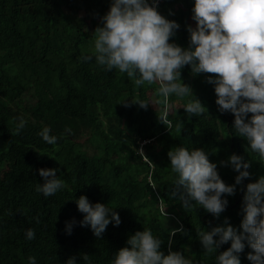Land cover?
<instances>
[{
  "label": "trees",
  "instance_id": "obj_1",
  "mask_svg": "<svg viewBox=\"0 0 264 264\" xmlns=\"http://www.w3.org/2000/svg\"><path fill=\"white\" fill-rule=\"evenodd\" d=\"M201 3L0 0V264H264V0Z\"/></svg>",
  "mask_w": 264,
  "mask_h": 264
},
{
  "label": "rangeland",
  "instance_id": "obj_2",
  "mask_svg": "<svg viewBox=\"0 0 264 264\" xmlns=\"http://www.w3.org/2000/svg\"><path fill=\"white\" fill-rule=\"evenodd\" d=\"M154 2V0H150ZM198 2H202V0H198ZM199 16L202 17L200 20H193L191 19L190 22L192 24L193 29L200 30L203 28L205 24H208L210 22V18L213 16V11L212 8L209 4H203L201 3V7L199 9ZM115 17L112 16L111 14L105 18V27L104 31L105 34L111 33V31L115 30V27H117L116 22H115ZM96 20L91 18V16H88L87 18V26L82 29L83 34H87V32L91 31L94 23ZM131 26V21L130 19H125L123 22V26L119 29L120 33L125 35L128 32L129 27ZM260 26L259 21L257 20V17L255 14L251 13L248 15H245L241 21V23L236 27L235 33H243L244 31H252L254 29H258ZM117 31V30H115ZM101 37V36H100ZM177 66V60L174 58L172 60H164L162 59L160 62L157 63V80L160 81L161 87H163L165 84H168L171 81V78L173 74L175 73V69ZM156 101V104H159V99L158 97L153 98Z\"/></svg>",
  "mask_w": 264,
  "mask_h": 264
}]
</instances>
